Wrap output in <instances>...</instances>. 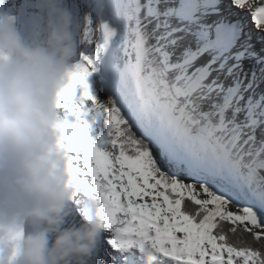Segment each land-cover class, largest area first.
I'll return each mask as SVG.
<instances>
[{
    "label": "snow or ice",
    "instance_id": "snow-or-ice-1",
    "mask_svg": "<svg viewBox=\"0 0 264 264\" xmlns=\"http://www.w3.org/2000/svg\"><path fill=\"white\" fill-rule=\"evenodd\" d=\"M96 16L56 100L95 264H264V0H97Z\"/></svg>",
    "mask_w": 264,
    "mask_h": 264
},
{
    "label": "clouds",
    "instance_id": "clouds-1",
    "mask_svg": "<svg viewBox=\"0 0 264 264\" xmlns=\"http://www.w3.org/2000/svg\"><path fill=\"white\" fill-rule=\"evenodd\" d=\"M34 3L36 35L22 36L0 11V264H95L103 230L92 203L75 200L56 105L85 39L74 36L80 27L66 0ZM74 200L80 223L64 227ZM124 255L162 262L151 250Z\"/></svg>",
    "mask_w": 264,
    "mask_h": 264
},
{
    "label": "bare ground",
    "instance_id": "bare-ground-1",
    "mask_svg": "<svg viewBox=\"0 0 264 264\" xmlns=\"http://www.w3.org/2000/svg\"><path fill=\"white\" fill-rule=\"evenodd\" d=\"M66 6L68 7L69 11L72 13L74 19L77 21V23L79 24V27H80V31L76 32L74 34V36L76 38H79V39H84L86 21H90L91 22V24L89 26H94L96 24V22H97L96 15H94L91 11L87 10L85 8V6H82L78 0H66ZM75 9L77 10V12L75 11ZM97 39H98V37H97ZM88 47L89 46L87 45V42L84 40V43L81 45V51L88 50ZM92 47L94 48L95 46L93 45ZM241 76H242V73H241ZM94 80H95V77H90L89 81H88V83L90 85V89L93 92V95H95ZM229 80H230V78L225 81L226 86L228 84H230ZM228 81H229V83H228ZM244 82L247 83V79H244ZM97 99H98V102H99V98H97ZM100 100H101V102H105L106 101V95L104 93H100ZM90 105H91L90 101H86L85 102V106L86 107H90ZM92 114H93V117H94L95 114L94 113H92ZM57 115H58V117L60 119H65L66 118V114H65L63 109H58L57 110ZM87 118H89V117H87ZM68 119H71V117H68ZM88 121L90 123V132H89V134H90V136L95 138L98 134L101 133V131L100 132H96L94 127H95V125H99V127L103 130L104 129L103 120L101 118H99V117H95V120H94L95 123L93 122V119L92 120L88 119ZM81 198L86 199L85 197H83L81 195H77L75 200H79ZM75 200H74V202H75ZM74 202L70 205V207L72 209L71 214H70L71 218L70 217H66L65 219L74 220L77 217H79L78 214L72 208ZM64 223H66V221ZM65 225L68 226L69 223H67ZM136 264H140V261L138 260V262H136ZM161 264H171V262L167 261V260H162Z\"/></svg>",
    "mask_w": 264,
    "mask_h": 264
},
{
    "label": "rangeland",
    "instance_id": "rangeland-1",
    "mask_svg": "<svg viewBox=\"0 0 264 264\" xmlns=\"http://www.w3.org/2000/svg\"><path fill=\"white\" fill-rule=\"evenodd\" d=\"M87 117H89V118H87ZM92 117H93V114H92V113H89V115L86 116L85 119H86V120H88V119L92 120V119H93ZM94 123H95V122H94ZM94 128H95V131H96V132H100V131L102 132V131H103V130L99 127V125H95ZM180 235H181V234H177V237L180 238Z\"/></svg>",
    "mask_w": 264,
    "mask_h": 264
},
{
    "label": "trees",
    "instance_id": "trees-1",
    "mask_svg": "<svg viewBox=\"0 0 264 264\" xmlns=\"http://www.w3.org/2000/svg\"><path fill=\"white\" fill-rule=\"evenodd\" d=\"M185 204H190V201L185 200ZM226 229H227V225H225Z\"/></svg>",
    "mask_w": 264,
    "mask_h": 264
}]
</instances>
